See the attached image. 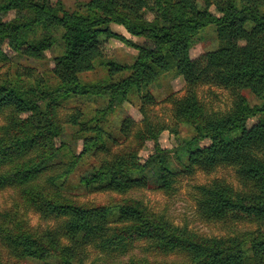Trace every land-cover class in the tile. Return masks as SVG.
Listing matches in <instances>:
<instances>
[{"label":"trees","instance_id":"16d2710c","mask_svg":"<svg viewBox=\"0 0 264 264\" xmlns=\"http://www.w3.org/2000/svg\"><path fill=\"white\" fill-rule=\"evenodd\" d=\"M11 11L15 16L5 19ZM110 23L149 45L112 32ZM209 24L218 47L192 56L194 35ZM102 34L134 46L135 59L118 62ZM56 44L60 52L47 76L11 61L41 60ZM97 66L107 76L96 82L81 78ZM166 73L181 77L185 85L184 95L171 99L172 127L150 120L144 108L153 100L147 88ZM201 86L228 91L230 106L209 108L198 95ZM242 90L260 102L250 103ZM131 92L141 98L143 118L137 125L125 117L117 135L103 129V110L88 114L71 106L62 112L73 97L109 93L111 105L127 100ZM177 124L193 132L192 140L209 141L187 151L186 172L200 169L209 174L230 167L239 184L235 188L214 177L194 185L197 216L208 223L250 228L201 235L130 196L146 186L147 170L158 177V190L168 194L175 189L182 172L173 168L158 139L166 129L177 133ZM66 126L82 140L80 153L64 139ZM236 130L238 134L228 137ZM147 141L153 142V153L142 162L139 151ZM89 154L96 164L78 181L89 192L109 194L107 200L83 201L65 190L66 179ZM4 191L12 196L0 207V264L27 259L88 264L90 250L120 258L136 248L140 255L130 254L118 264H264V0H88L73 12L50 0H0V192ZM30 214L37 216L36 224ZM151 253L182 258L161 261L151 259Z\"/></svg>","mask_w":264,"mask_h":264},{"label":"rangeland","instance_id":"374dc122","mask_svg":"<svg viewBox=\"0 0 264 264\" xmlns=\"http://www.w3.org/2000/svg\"><path fill=\"white\" fill-rule=\"evenodd\" d=\"M52 2H59L64 10L68 12L77 11L80 6L88 0H50ZM13 11L4 16L5 19L14 17ZM108 27L112 32L121 34L126 39L130 40L137 45H149L148 41H145L141 37L130 35L121 25L114 23L108 24ZM106 48L112 51L113 57L120 63H131L138 51L137 49L127 42L120 41L115 37H106L104 34L100 36ZM218 39L214 26L209 24L201 28L193 37V44L190 49L192 56H197L203 52L215 50L218 47ZM3 50L6 52L8 48L3 46ZM60 52L59 46L56 44L44 51V58L41 60H27L23 58L11 59L13 64L20 65L22 69L25 66L31 67L35 74L40 76H47L53 65V57ZM14 67V66H13ZM5 69V68H4ZM125 72L123 76L127 75ZM107 76V71L103 67L97 66L92 71L86 72L81 75L84 81L96 82ZM117 78V76H115ZM152 94V102L144 104L146 109V116L152 121L166 122L172 125L171 109L172 98H178L184 95L185 85L181 77L175 76L172 73H166L161 75L157 81L151 84L148 88ZM242 94L247 98L250 103H259L260 100L255 97L250 91L242 90ZM198 95L209 108L226 110L231 104V97L228 91L214 87V86H201L198 88ZM109 93L102 96H88L85 98L73 97L64 103V111L68 110L71 106L80 107L88 114H92L95 110H103L105 115L102 119L103 129L114 135L118 134V127L122 120L130 116L135 124L139 125L142 121L143 115L139 111L141 104V98L136 92H131L127 100L115 101L111 105L109 104ZM258 118H253L256 121ZM252 120H250L251 122ZM134 125L132 126V129ZM177 133L171 132L170 129H166L161 132L159 136V144L161 148L167 150L170 155V162H172L173 168L182 172L174 184L175 189L168 194L163 193L157 189L159 184L158 177L152 174L149 170L145 171L147 175V184L145 187L138 188L130 192V196L142 200L150 209L156 212L163 213L168 216L175 224L187 225L188 228L193 231L207 236H221L227 234H233L234 232L242 231L250 228L248 224L236 223L230 226H224L220 223H208L201 220L195 209V203L193 200L194 185L201 184L210 181L212 178H222L232 184L235 188L239 187V184L235 178L234 172L230 167H218L213 172L207 174L200 169H194L191 172H186L183 164L186 162L187 151L196 147H202L208 144V140H192L193 132L185 125L177 124L175 126ZM239 130L232 132L228 137H233L238 134ZM63 136L66 142L71 145L72 150L75 153H80L82 150V140L77 138L78 134L74 133V128L66 126L63 131ZM153 153V142H145L144 147L139 151L140 160L143 162L150 154ZM96 164V158L92 155H84L76 166V169L69 175L65 182V190L68 194L74 196L79 200H94L103 201L109 198V194L100 192H89L78 181L79 176L88 171L92 165ZM12 193L10 191L0 192V207L8 205L11 201ZM30 221L32 224L38 222V218L34 214H30ZM130 254L140 255L139 248H136ZM122 256L120 258L106 257L103 254H99L95 250H90L87 254L88 264H118L121 260H126L129 255ZM151 259L165 260V261H179L182 256L177 254L156 255L151 253L149 255ZM20 264H40L34 260H23Z\"/></svg>","mask_w":264,"mask_h":264}]
</instances>
